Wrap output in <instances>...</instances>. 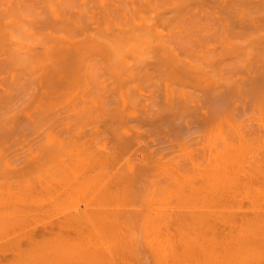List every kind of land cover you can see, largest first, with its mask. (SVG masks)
Listing matches in <instances>:
<instances>
[{
  "label": "bare ground",
  "instance_id": "1",
  "mask_svg": "<svg viewBox=\"0 0 264 264\" xmlns=\"http://www.w3.org/2000/svg\"><path fill=\"white\" fill-rule=\"evenodd\" d=\"M13 153L8 176L62 156L61 175L81 170L83 189L102 192L90 190L106 202L94 201L99 216L91 200L80 214L101 216L108 244L93 247L109 264H264V0H0V159ZM3 183L2 198L23 185ZM239 193L251 212L236 220ZM70 214L62 225L78 221ZM80 227L68 240H83ZM63 239L45 259L31 247L29 263H67L60 249L75 240ZM77 244L68 264L106 256Z\"/></svg>",
  "mask_w": 264,
  "mask_h": 264
},
{
  "label": "rangeland",
  "instance_id": "2",
  "mask_svg": "<svg viewBox=\"0 0 264 264\" xmlns=\"http://www.w3.org/2000/svg\"><path fill=\"white\" fill-rule=\"evenodd\" d=\"M18 153V152H17ZM13 156H15L14 155V153H13V155L12 154H9L6 158H4V159H0V169H4V170H2V171H6V169H7V176H8V172H10L11 173V169L12 168H14V167H16V168H18V167H20L19 166V162L17 161H15L17 164H15V162H14V160H15V157H13ZM28 156H30V155H28ZM9 157V158H8ZM55 157V156H54ZM50 158V159H48L45 163L46 164H48V165H44V163L43 164H39V166L40 167H38V166H36V167H31V169H33V171H29V170H27V171H24L25 172V174H24V176L23 175H21V174H23V173H21L20 175L19 174H17L16 176L17 177H14L15 176V174H14V176H12L13 174V171H12V177L11 176H8V178H7V176H6V173L4 172V174H5V176H4V174L2 175V174H0V176H2V177H0L1 179H0V186L1 185H4L5 184V186L3 187L4 189L6 188V187H8V186H6V183H3V182H5V180H6V182L9 184V187H10V185L12 184V188H14L13 186H15V185H18L17 183L19 182H21L23 185H24V187H22L23 188V190H21V191H19V192H21V193H19V192H17L16 190L17 189H21V186H23V185H21V184H19V185H21L19 188H17L16 189V187L14 188V189H11V187H10V189L8 190V189H6V190H4L5 192L6 191H11V192H14V193H16L15 195H13V193H12V195L11 196H13L14 197V199H13V197H11V196H9V194H8V197L10 198L11 197V199H13L14 201H11L10 199V201H11V203L12 202H14V204H11V206L7 203L9 200H8V198H7V196H6V200H5V195H7V193H5V192H1V194H3L4 196H3V198L0 196V199L2 200H4V201H7V202H5V205L6 206H4L3 204H2V206H0V212H6V213H3V217H2V221H1V217H0V224H1V228H0V263L1 264H8V262H9V264H13V263H17V264H19V263H23V264H25L24 262H26V261H24V258L25 257H27V255L28 256H30L31 254H28V253H30L31 251V249L32 248H35L36 246V251H38V245H41V247L44 249V251L46 250V252L47 253H45L44 251V259H45V255H48V254H50L49 252L52 250V248H55V246H57V247H59L56 243L59 241V239L61 240V239H63L62 241L64 242L65 241V243H66V241L68 240V238L71 236V235H73V234H70V233H72V232H68V230L69 229H71V227H68V228H65V226L67 227V226H69L70 224L71 225H76V224H79L78 223V221H79V219L78 218H81V219H83L84 217H86L85 215H84V213L86 214V210L89 208V206H91L90 204L92 203V201H93V205L94 204H96V202L94 203V201L96 200V199H94L93 198V195H92V197H90L91 195H90V193H91V191H92V193L94 192V190H95V186L93 185V184H90V185H86V184H89L90 182H92L93 181V179L95 178L94 176H96L95 175V173L97 174L98 172H99V169H96V170H93L92 172L94 173V171H95V173H94V178L92 179V178H89L90 180H92V181H88L87 179H86V184H83V186L84 185H86V186H88V187H86L85 188V186H84V189H83V187H82V184L81 183H85V179L83 178V177H81V176H84L83 174H82V172L80 173L81 175L79 176V171H81V170H79L78 171V169L77 170H75V171H73L72 170V164H76V162L77 161H75L74 162V160L73 161H71V162H65V163H67V167L70 169L68 172L69 173H66V174H68L67 176H66V178H65V175H64V177H63V175H61L60 174V172L58 171V170H56V164L55 163H57V162H59L58 160H61V158H63L62 156H61V158H58V159H56V158ZM11 158V159H10ZM9 159H10V161H9ZM82 161V163L84 164V161L83 160H81ZM11 162V163H10ZM63 162H64V160H63ZM9 163H10V165H9ZM71 163V164H70ZM13 164H15V165H13ZM21 164V163H20ZM70 164V165H69ZM9 165V166H8ZM18 165V166H17ZM53 165V166H52ZM43 166H45V167H43ZM48 166V167H47ZM42 167V168H41ZM9 168H11V169H9ZM45 168H47V169H45ZM50 168H52L53 170L51 171V169ZM10 170V171H9ZM35 170V171H34ZM1 171V170H0ZM1 171V172H2ZM37 171V172H36ZM44 171V172H43ZM54 171V172H53ZM78 172V175L76 174L77 172ZM83 171V170H82ZM0 172V173H1ZM27 172H29V173H27ZM52 174V177H51V175H50V173ZM76 172V173H75ZM87 172V171H86ZM92 172H88V173H92ZM32 173V174H31ZM55 173H56V175H55ZM76 174V176H79V177H81V178H77V177H75L74 175ZM84 173V172H83ZM93 173H92V175H93ZM28 174V175H27ZM34 174V175H33ZM36 174V175H35ZM44 174V175H43ZM49 174V175H48ZM54 174V175H53ZM87 174V173H86ZM85 174V175H86ZM99 174V173H98ZM106 174H108V173H106ZM38 175V176H37ZM58 175H59V177H58ZM89 175V174H88ZM88 175H86L85 176V178L88 176ZM92 175H90V177L92 176ZM103 175H105L104 173H103ZM33 176V177H32ZM48 176V177H47ZM52 178V179H50V177ZM61 176V177H60ZM102 175H101V171H100V177L98 176V178H96V180H98L99 181V178H101V180L99 181V184L98 185H100L101 183V186H99V187H101V189L102 188H104V186H102V185H104V183H105V181H106V177L105 176H103L104 177V179H102L103 177H101ZM107 176V175H106ZM258 176L259 175H257V178H256V180H254L253 182H259L260 180H262V178L261 177H259L258 178ZM9 177H11V179L9 178ZM28 177V178H27ZM97 177V176H96ZM42 178H43V181H42ZM78 179V180H82V179H84L83 180V182H79V181H77L76 179ZM106 178V179H105ZM13 179V180H12ZM49 179H50V182H49ZM54 179V180H53ZM258 179V180H257ZM12 180V181H11ZM32 180H34L33 182H31ZM80 180V181H81ZM95 180V179H94ZM102 180H104V182H101ZM13 182V183H15L16 182V184H14L13 185V183H10V182ZM48 181V182H47ZM75 181H77V182H79V184L81 185L80 186V190H78V191H73L74 189L73 188H75V187H77V185H75ZM98 181H96L97 183H98ZM24 182H25V184H24ZM37 182V183H36ZM42 182H44V183H42ZM95 182V181H94ZM93 182V183H94ZM3 183V184H2ZM34 183V184H33ZM259 183H261V181L259 182ZM59 184V185H58ZM79 184H78V186H79ZM95 185H96V183H94ZM18 185V186H19ZM27 185V186H26ZM51 185V186H50ZM64 185V186H63ZM34 186V187H33ZM47 186V187H46ZM93 186H94V188H93ZM2 187L0 188V189H2ZM37 187V188H36ZM53 189H52V188ZM34 188V189H33ZM39 188H41V189H39ZM44 188V189H43ZM47 188H49V189H47ZM76 189V188H75ZM79 189V188H78ZM82 189V190H81ZM92 189V190H91ZM98 188H96V191H95V194L97 193V191H99V189L97 190ZM3 190V189H2ZM1 190V191H2ZM12 190H15V191H12ZM41 190L43 191V192H41ZM46 190H47V192H46ZM60 190V191H59ZM91 190V191H90ZM104 190V189H103ZM102 190V191H103ZM26 191V192H25ZM62 191V192H61ZM75 192V193H74ZM84 192V193H83ZM87 192V193H86ZM8 193H10V192H8ZM70 193V194H69ZM100 193H102L101 191L99 192V195H100ZM94 194V193H93ZM94 194V196H96ZM90 195V196H89ZM99 195H97V196H99ZM68 196V197H67ZM83 196V197H82ZM85 196V197H84ZM96 196V197H97ZM61 197V198H60ZM64 197V198H63ZM80 197V198H79ZM67 198V199H66ZM88 198V199H87ZM90 198V199H89ZM94 200H93V199ZM100 198V197H99ZM98 198V200H100V201H102V200H104L102 197L99 199ZM262 198H264V196H261L260 198H259V203L261 204V209L262 210H264V199H262ZM26 199V200H25ZM82 199V200H81ZM102 199V200H101ZM241 199V200H240ZM2 200V201H3ZM50 200V201H49ZM77 202H76V201ZM91 200V201H90ZM3 201V202H4ZM10 201H9V203H10ZM41 201V202H40ZM73 201V202H72ZM75 201V202H74ZM91 202L90 204L88 203V202ZM97 201V200H96ZM100 201H97V204H96V206L98 207L97 209H100V208H102V210H104V206H105V201H104V205L100 202ZM238 201H240V202H238ZM244 201V202H243ZM50 202V203H49ZM61 202V203H60ZM103 205H101L100 207H99V205H100V203ZM103 202V201H102ZM249 199H246V198H244L243 197V195L241 194V193H239V195H237V197H236V201L234 202V208L233 209H235V212H234V214L236 213V215H235V218H236V220H238V217L242 214V212L244 213V212H248V213H250L251 212V210H249V208L251 207V206H249L250 204H249ZM29 203V204H28ZM67 203V204H66ZM7 204H8V206H10L11 208H12V206L14 205V207L17 205H19L18 207H20V208H18L17 207V209H19V212H17V215L15 214L16 213V211H12V209L10 208V210H11V212H10V210L9 209H6L5 207H8L7 206ZM27 204V205H26ZM58 204V205H57ZM66 204V205H65ZM72 204V205H71ZM86 204H89V206L87 205V208H86ZM246 204H248V206L246 205ZM49 205V206H48ZM52 205V206H51ZM70 205V206H69ZM76 205V206H75ZM79 205V206H78ZM83 205H84V207H83ZM92 205V208H89L90 210L91 209H93V215H94V217H95V215H98L99 214V210H97L98 212V214H94V211H95V209L93 208V207H95V205L93 206ZM107 205V204H106ZM4 206V207H3ZM45 206V207H44ZM58 206V207H57ZM241 206H242V208H241ZM245 206V207H244ZM38 207V208H37ZM70 207H72V208H70ZM74 207V208H73ZM59 208V209H58ZM66 208V209H65ZM68 208V209H67ZM86 208V209H85ZM96 208V207H95ZM239 208V209H238ZM244 208V209H243ZM248 208V209H247ZM14 209V208H13ZM16 209V208H15ZM38 209V210H37ZM48 209V210H47ZM23 210V211H22ZM53 210V211H52ZM77 210H79V211H77ZM85 210V211H84ZM101 210V209H100ZM8 211V212H7ZM42 211V212H41ZM47 211H48V213H47ZM63 211V212H62ZM64 211H66V212H64ZM69 211L70 212H72V214H75V215H78L77 217V220L78 221H73V219L71 220V221H73V222H76V223H74V224H72L71 222H70V224L68 225V224H66V222L67 221H65V224H61V223H63L64 221V219H66V218H69L68 216L69 215H67L68 213H69ZM84 211V212H83ZM11 213V214H13L14 213V216L16 217V218H13L12 216H11V214H10V218L14 221H12L11 223H10V218L8 217V214L7 213ZM27 212V213H26ZM80 212L82 213L83 212V216L84 217H82V215L80 214ZM96 212V211H95ZM47 213V214H46ZM102 213V212H101ZM100 213V214H101ZM247 213V214H248ZM4 214H6V216H7V218H9V219H5L6 217L4 216ZM39 214V215H38ZM55 214V215H54ZM72 214H70V215H72ZM233 214V215H234ZM247 214H245V215H247ZM46 215H49V217L48 216H46ZM87 215V214H86ZM252 215V213L249 215V216H251ZM44 216V217H43ZM61 216V217H60ZM67 216V217H66ZM80 216V217H79ZM89 216H90V214H89ZM99 216V215H98ZM58 217H60V218H58ZM71 217V216H70ZM88 217V216H87ZM86 217V218H87ZM101 217V216H100ZM99 217V218H100ZM48 218V219H47ZM86 218H84L83 220H82V222L84 221V220H86ZM89 218V217H88ZM90 218H93V216H91ZM98 218V217H97ZM96 218V219H97ZM97 219L98 220V222H101L102 221V219H101V221H99L100 219ZM5 219V221H3ZM16 219V220H15ZM19 219V220H18ZM28 219V220H27ZM36 219V220H35ZM57 219V220H56ZM63 219V220H62ZM81 219H80V221L79 222H81ZM94 219V218H93ZM9 220V223H10V225H8L9 223H7V221ZM22 220V221H21ZM24 220V221H23ZM51 220H53V222H51ZM55 220V221H54ZM61 220V221H60ZM69 220V219H68ZM75 220H76V218H75ZM88 220V219H87ZM91 220V219H90ZM90 220H88V221H90ZM96 220V221H97ZM16 221V222H15ZM51 223H50V222ZM93 222H95L97 225H95V227L94 228H96L97 226L99 227V225L100 224H102V223H97L96 221H95V219L94 220H92ZM61 222V223H60ZM91 222V221H90ZM90 222H87V221H84L81 225H78V227H80V226H82V227H80V228H82V229H80L81 230V233H79V230H78V233L79 234H81V235H83L84 237L87 235L88 237H91L90 235H92V234H94V236H95V238H94V240L92 241V243H91V245H92V247H93V244H96V243H101L103 240H106L107 238H105V236L103 237V238H105V239H103V238H99V240H98V238L96 237V236H98V235H100L99 233L100 232H102L103 233V231L102 230H99L98 228H96V230H94L93 228V230L91 229V227H92V225L93 224H95V223H93V222H91V224H88V223H90ZM2 223H4L5 225V228H4V226L2 225ZM19 225H18V224ZM47 223V224H46ZM54 223V224H53ZM68 223V222H67ZM15 224V225H14ZM16 224L18 225V226H16ZM21 224V225H20ZM35 224V225H34ZM61 224V225H60ZM84 224V225H83ZM227 224V223H226ZM226 224H225V226H226ZM91 225V226H90ZM24 226V227H23ZM32 226V227H31ZM42 226V227H41ZM56 226V227H55ZM87 226H89V227H87ZM102 227H103V224L101 225ZM101 226H100V228H101ZM219 227H223V225H218ZM223 227V228H221V230H219V231H222L223 229H226V231L228 230V228H226V227ZM229 226V225H228ZM237 226V225H236ZM7 227V228H6ZM33 227H35V228H33ZM48 227H50V228H48ZM58 227V228H57ZM60 227V228H59ZM77 227V225H76V227L75 228H73L72 227V230L74 229L75 231H77L76 230V228H78ZM85 229H84V228ZM218 227V228H219ZM3 228V229H2ZM17 228V229H16ZM56 228V229H55ZM9 229V230H8ZM58 229V230H57ZM63 229V230H62ZM67 229V230H66ZM102 229V228H101ZM234 229V228H233ZM236 229L238 230V227H236L235 228V231H236ZM2 230V231H1ZM16 230V231H15ZM38 230V231H37ZM48 230H50V231H48ZM72 230H69V231H72ZM73 230V231H74ZM84 232H83V231ZM89 230V231H88ZM100 232H99V231ZM26 231V232H25ZM36 231V232H35ZM41 231V232H40ZM75 231H74V233H75ZM93 231V232H92ZM104 231H105V229H104ZM34 232H35V234H34ZM40 232V233H39ZM45 232V233H44ZM49 234H48V233ZM234 232V231H233ZM237 232V231H236ZM3 233H5V234H3ZM12 233V234H11ZM14 233V234H13ZM23 233V234H22ZM68 233H69V235H68ZM77 233V232H76ZM75 233V234H76ZM92 233V234H91ZM102 233H101V236H102ZM106 232H104L103 234H105ZM78 234V235H79ZM90 234V235H89ZM33 235V236H32ZM38 235V236H37ZM45 235L46 236H48V237H45ZM77 235V234H76ZM11 236V237H10ZM18 236H21V237H18ZM44 236V237H43ZM54 236H55V238H54ZM61 236V237H60ZM75 236V235H74ZM74 236H72L71 238L73 239V237ZM80 236V235H79ZM83 236H80L81 238L80 239H83V240H79L76 236V239H78L79 241H76L75 239H73V240H75L74 242L72 241V239L70 238L68 241L70 242V240L72 241V242H70V245L69 246H73L74 244H77L78 242H80L79 244H80V246H81V244L82 245H86L87 244V246H89V247H91V245H88V243H90L91 241V238H86V239H88V241L89 242H87L86 243V241H84V240H86V239H84L83 238ZM100 236V237H101ZM12 237H13V239H12ZM66 237H67V239H66ZM74 237V238H75ZM92 237H93V235H92ZM99 237V236H98ZM4 238V239H3ZM19 238V239H18ZM37 238V239H36ZM97 238V239H96ZM8 239V240H7ZM12 239V240H11ZM15 239V240H14ZM29 239V240H28ZM97 240V242L96 243H94L96 240ZM23 240V241H22ZM17 241V242H16ZM53 241H57L56 243L55 242H53ZM26 242V243H25ZM77 242V243H76ZM85 242V243H84ZM107 244H108V241H105ZM104 242V243H105ZM22 243H24V244H27V245H23ZM48 243H51V245H50V247L49 246H47V245H49ZM59 243V242H58ZM65 243H63L62 245H63V248L64 247H67L66 245H64ZM68 243V242H67ZM72 243V244H71ZM74 243V244H73ZM104 243L102 242L100 245L101 246H103L104 245ZM52 244H56V245H54V247H53V245ZM106 244V245H107ZM34 245H36L35 247H34ZM46 245V246H45ZM61 245V246H62ZM78 245V244H77ZM96 245H98V244H96ZM95 245V246H96ZM18 246V247H17ZM21 246V247H20ZM25 246L27 247V248H25ZM69 246H68V250L69 251H71V247H70V249H69ZM76 246V245H75ZM79 245L77 246V247H80ZM32 247V248H31ZM40 247V246H39ZM46 247H47V249H46ZM82 247V246H81ZM88 247V248H89ZM99 247V246H98ZM98 247H96V249H95V247H93L92 249L93 250H96L97 251V249L99 250V248ZM108 247V246H107ZM59 248H62V247H59ZM73 248H76V247H73ZM102 249H103V252H104V250H105V252H106V250L107 249H105L106 248V246H104V247H101ZM9 249V250H8ZM51 249V250H50ZM58 249V248H57ZM56 249V250H57ZM82 249H86V247L85 248H83L82 247ZM102 249H100L99 251L101 252V250ZM11 250V251H10ZM15 250V251H14ZM20 250V251H19ZM33 250V249H32ZM63 253L64 252H66L67 251V253L65 254V256L67 257V258H72L71 256H73V251H71L70 252V254L68 255V250L66 249V248H64V251H63V249H60ZM60 250H58L57 252H61ZM66 250V251H65ZM75 250V249H74ZM89 250H91V248L89 249ZM109 250V249H108ZM35 251V250H34ZM34 251H32L33 252V256H35L34 255V253H37V252H34ZM39 251H41V253L40 254H42V249L41 250H39ZM38 251V252H39ZM110 251V250H109ZM109 251H107L106 252V256H104L103 254V256L98 252V254L99 255H101L102 256V258L104 257H107L108 256V253H109ZM6 252V253H5ZM23 252V253H22ZM27 252V253H26ZM54 252L56 253V251L54 250ZM62 252L60 253V254H62ZM75 252H77V250L76 251H74V254H75ZM92 252V251H91ZM103 252H101V253H103ZM19 253V254H18ZM52 253V252H51ZM54 253V254H55ZM71 253H72V255H71ZM93 254H91L92 256H91V258L90 259H92L93 260V258L95 257V256H97V253L95 252V251H93L92 252ZM53 254V255H54ZM59 254V253H58ZM57 253L55 254V257H59V256H57L58 255ZM59 254V255H60ZM76 254H78V253H76ZM80 254V253H79ZM76 255V256H81V255ZM94 254H96L95 256H94ZM112 252H111V257H113L112 256ZM17 255V256H16ZM18 255H23L22 257H24V258H22L23 259V261L24 262H16L15 261V259H16V257L18 258ZM26 255V256H25ZM37 256H35L36 258H38V257H40V256H38V254H36ZM68 255V256H67ZM71 255V256H70ZM7 256V257H6ZM33 256L31 255V257L33 258ZM51 256V258H52V254L50 255ZM70 256V257H69ZM109 256H110V254H109ZM34 257V258H35ZM48 257V256H47ZM98 257H100V256H98ZM98 257H96V260H97V263H99V262H106V263H108V260H107V258H111V257H107V258H105V260H104V258L102 259L101 257H100V259L102 260V261H100L99 260V258ZM8 258H9V260H8ZM13 258V259H12ZM19 258L21 259V257L19 256ZM51 258L49 259V257L47 258V260L49 259V264H51L52 262V260H53V258H52V260H51ZM75 258V259H74ZM76 258L77 257H73V261L75 260V262L74 263H76ZM98 258V259H97ZM27 259H28V257H27ZM39 259V258H38ZM37 259V260H38ZM42 260V259H40V260H42V261H45V260ZM54 259H56V258H54ZM60 259H61V257H60ZM60 259H56L55 261H57L56 263L58 264V261L60 260ZM69 259H66V258H64V256L62 257V260H67V263L66 262H64V261H61L60 260V264H63L62 262H64V263H66V264H68V261H69ZM80 259H82L81 257H80ZM90 259H89V261H90ZM149 260L150 258H148V256L146 257V260ZM13 260V261H12ZM17 260V259H16ZM29 260H31V258H29L27 261V263H29ZM34 260V259H33ZM33 260H32V262L31 263H33ZM36 260V259H35ZM34 260V261H35ZM71 260V259H70ZM79 260V259H78ZM95 260V261H96ZM113 260V259H112ZM148 260L147 261H145V262H147V264H150L151 263V259L149 260L150 262L148 263ZM18 261V260H17ZM54 261V262H55ZM73 261H72V263H71V261H70V263L69 264H73ZM81 261H83V260H81ZM88 260L86 259V261L84 260L83 261V264H84V262H85V264L87 263H90V262H87ZM109 261H111V259L109 260ZM114 261V260H113ZM113 261H111V263L113 262ZM11 262V263H10ZM36 262V261H35ZM33 263V264H47V261H45V263H43V262H41V261H37L38 263ZM51 262V263H50ZM55 263V264H56ZM78 263H80V260H79V262ZM77 263V264H78ZM92 263V262H91ZM90 263V264H91ZM94 264H95V262H93ZM96 263V264H97ZM30 264V263H29ZM52 264H54V263H52ZM81 264V263H80ZM99 264H101V263H99ZM102 264H104V263H102ZM109 264V263H108ZM152 264V263H151Z\"/></svg>",
  "mask_w": 264,
  "mask_h": 264
}]
</instances>
